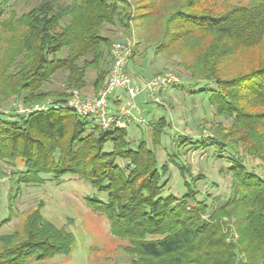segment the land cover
Here are the masks:
<instances>
[{"label": "trees", "instance_id": "16d2710c", "mask_svg": "<svg viewBox=\"0 0 264 264\" xmlns=\"http://www.w3.org/2000/svg\"><path fill=\"white\" fill-rule=\"evenodd\" d=\"M216 10L215 0H37L16 15L0 0V44H7L0 104L50 99L43 110L0 111V165H9L16 177L10 215L22 185L43 184V175L56 181L69 175L106 194L105 201L86 197L85 204L126 242V264H264V0ZM131 23L136 45L124 71L131 75V67L143 64L148 48L147 66L165 57L184 70L179 91L192 102L201 99L220 118L209 134H176L169 148L162 140L170 123L161 117L147 123V141L132 143L128 125L102 130L62 107L70 90L87 85L89 71L94 92L104 86L112 41L103 29L129 33ZM252 51L257 61L245 62ZM56 78L63 88L47 89ZM160 148L167 159L158 165ZM197 151L227 164L219 169L229 177L227 192L197 189L205 177L194 175L186 159ZM170 166L182 180L181 195H164ZM23 230L21 240L0 236V264L44 261L74 245L71 232L37 212Z\"/></svg>", "mask_w": 264, "mask_h": 264}, {"label": "rangeland", "instance_id": "374dc122", "mask_svg": "<svg viewBox=\"0 0 264 264\" xmlns=\"http://www.w3.org/2000/svg\"><path fill=\"white\" fill-rule=\"evenodd\" d=\"M254 1L258 0H215L218 7L216 13H221L225 6L235 4L249 5ZM7 2L10 5L11 11L16 15H20L23 11L33 7L37 3V0H7ZM131 24L132 27L129 33L122 28L106 26L103 29V34L111 39V46L115 42H125L132 44L134 49L136 45L134 38L136 30L134 29V23ZM141 31L139 29V32ZM144 46L146 45L143 44L141 48H144ZM263 48L264 45L262 46ZM6 49L7 44L2 40L0 44V64L3 61ZM148 52L143 64H137L129 70V73L132 75L130 76L133 80L135 79V82L136 80H150L151 78L166 74L178 78L181 81V85L185 82L188 74L181 68L171 64L170 60L165 57H158L151 67L147 66L151 59L150 57H152L149 48ZM256 54L254 51L250 52V55L254 56L248 57L244 61L248 63L250 61L255 62L258 56ZM137 62H139L138 59ZM93 79L94 72L89 71L87 73V85L81 90H70L67 100L74 93L83 99H91L96 96L100 90L94 92L92 87ZM181 85L160 92L157 95L159 102L156 104L152 102L149 96L144 94L138 95L135 99L131 100L123 90L117 89L114 91H119L123 96L120 104L121 108L126 107L129 102L133 103L136 107L137 111L134 113L135 119L126 124L128 125V138L132 143H137L141 137L147 141L148 131L146 127L147 123L152 119L164 117L170 123V127L167 130L168 135L164 136L162 140L163 144L167 147L172 143L170 138L176 134L200 138L210 133L212 123L217 124L220 122V118L214 117L211 109L201 99H196V101L192 102L191 98L190 100L188 99V95L182 94L179 91ZM62 88L63 81L60 78H56L52 84L47 85V89L50 90H61ZM142 97L147 98V101L139 105L137 100ZM49 100L45 99L31 106L13 100L9 103L0 104V111L7 114H24V111L30 110L32 106L49 103ZM108 104L111 108L110 98ZM140 118L144 119L145 122L140 123ZM166 152L162 148L158 149V165L166 161ZM168 153H170L169 149ZM186 159L190 163L194 175L201 173L205 177V179L196 182L197 189H200L202 193L211 194L227 192L230 184L229 177L219 172L220 167L227 165L225 162H215L210 155L204 154L201 151L191 152ZM253 164L256 166L258 162L254 161ZM0 167L4 172L0 173V222L9 218L0 228V236H13L14 234L17 237L15 241L23 239V229L28 216L37 212L42 218L50 221L57 227H63L71 232L75 239L70 253L66 255L56 254L44 261H37L32 258L28 264H126L128 262V255L123 251L126 242L113 237L105 217L93 213L85 204L86 197H95L101 201H105L106 194L104 192L92 189L87 183L69 175L61 177L58 181L52 180L48 175H43L42 178L46 180L43 184L21 186L19 194L11 199L12 207L10 215L7 202L9 194L13 193L16 187V177L14 175L12 178V169L9 165L1 164ZM18 170H21L20 166H17ZM254 171L260 174L261 169L255 168ZM170 175V183L165 189L164 195L167 193L174 195L185 193L178 170L174 166H170ZM11 178L14 180L13 182H11Z\"/></svg>", "mask_w": 264, "mask_h": 264}, {"label": "built area", "instance_id": "2783aa9c", "mask_svg": "<svg viewBox=\"0 0 264 264\" xmlns=\"http://www.w3.org/2000/svg\"><path fill=\"white\" fill-rule=\"evenodd\" d=\"M132 52L133 46L130 43H113L110 49L111 67L104 87L91 99L79 98L74 93L62 107L74 111L80 117L94 120L102 130L108 131L132 122L135 119L134 113L137 111L135 105L131 102L118 111L111 110L108 100L115 90H123L131 100L135 99L138 95H147L156 104L159 102L157 95L160 92L181 85V81L170 74L135 82L124 71ZM48 106L49 104L47 103L36 104L30 110L24 111V113L43 110ZM139 122L144 123L145 120L140 118Z\"/></svg>", "mask_w": 264, "mask_h": 264}, {"label": "crops", "instance_id": "0c3cea01", "mask_svg": "<svg viewBox=\"0 0 264 264\" xmlns=\"http://www.w3.org/2000/svg\"><path fill=\"white\" fill-rule=\"evenodd\" d=\"M122 99H123V96L119 91H116L111 95L110 104H111V109H113V111H118L123 108V107L122 108L120 107ZM146 101H147V98L142 97V98H139V100H137V103L140 105L141 103H145Z\"/></svg>", "mask_w": 264, "mask_h": 264}]
</instances>
